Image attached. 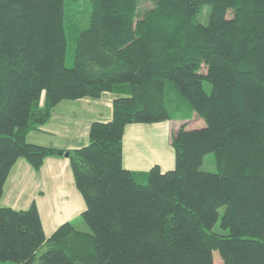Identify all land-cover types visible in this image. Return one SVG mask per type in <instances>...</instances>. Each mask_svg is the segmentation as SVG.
Segmentation results:
<instances>
[{
    "label": "trees",
    "instance_id": "trees-1",
    "mask_svg": "<svg viewBox=\"0 0 264 264\" xmlns=\"http://www.w3.org/2000/svg\"><path fill=\"white\" fill-rule=\"evenodd\" d=\"M148 1L0 0V197L19 157H66L88 228L46 237L34 202L0 206V264H264V0ZM104 91L87 145L26 142L59 101ZM173 95L204 125L172 131V169H125L124 127L170 120Z\"/></svg>",
    "mask_w": 264,
    "mask_h": 264
},
{
    "label": "crops",
    "instance_id": "crops-1",
    "mask_svg": "<svg viewBox=\"0 0 264 264\" xmlns=\"http://www.w3.org/2000/svg\"><path fill=\"white\" fill-rule=\"evenodd\" d=\"M117 96L104 91L97 98L86 96L59 101L51 108L49 120L26 134V142L58 149L87 145L90 125L111 120L112 102ZM172 127L168 120L127 124L122 137V166L132 172H146L154 165L163 171L172 169L175 164L170 143ZM33 202L46 237L65 222L86 230L80 217L86 208L85 202L66 157L48 156L37 169L24 157H19L11 166L0 206L27 209Z\"/></svg>",
    "mask_w": 264,
    "mask_h": 264
},
{
    "label": "rangeland",
    "instance_id": "rangeland-1",
    "mask_svg": "<svg viewBox=\"0 0 264 264\" xmlns=\"http://www.w3.org/2000/svg\"><path fill=\"white\" fill-rule=\"evenodd\" d=\"M151 6H152V3L148 0H140L139 2V8L142 10L148 9ZM84 10H85L84 6L80 4L79 14L80 15L84 14L83 13ZM76 15L78 14L75 13V16ZM80 15H78V18H80ZM72 45H73V42L70 40L68 44V48H67V60H66L67 66H71L72 61H73V58H72L73 57V46ZM204 85H205V89L209 90L208 83H205ZM171 98L170 100H172V104L170 107V111L172 113V118L168 121L170 125L173 126L172 127L173 131H175L180 125L184 126L186 129L198 128L204 125V121L200 119L198 115L192 112H189L188 108L180 100H177L175 95L171 96ZM201 170L210 171V172H213L216 170L212 153L206 154L204 156ZM222 211H223V208H220L219 210L220 214L222 213ZM86 229H88L87 226H86ZM212 230L217 233H222V234L226 233L225 230H222L220 228L219 221H217L214 224ZM213 261H214V264H222V260L220 258L218 251L213 252Z\"/></svg>",
    "mask_w": 264,
    "mask_h": 264
}]
</instances>
